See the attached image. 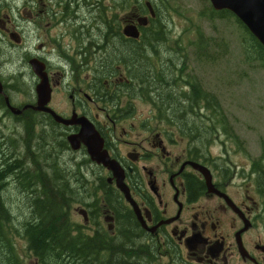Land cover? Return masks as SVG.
Masks as SVG:
<instances>
[{
  "label": "flooded vegetation",
  "instance_id": "flooded-vegetation-1",
  "mask_svg": "<svg viewBox=\"0 0 264 264\" xmlns=\"http://www.w3.org/2000/svg\"><path fill=\"white\" fill-rule=\"evenodd\" d=\"M27 3L24 14L14 16V20L20 18L28 25L34 39L29 47L25 46L23 29L19 30L8 14L0 15L1 31L8 35L11 46H20L28 52L27 61L37 58L43 62L49 86L45 105L58 114L83 115L92 121L103 140L102 147L120 165L139 215L116 187L113 171L97 164L110 174L106 182L122 193L121 199L133 209L144 233L153 236L164 248L174 247L176 264H264L261 196L257 200L245 188L236 190L234 196L227 188L228 182L221 178L227 173L215 174L209 162L197 158L190 148L173 147L174 130L171 138L170 131L159 124H138L139 128L132 127L130 131L122 123L129 111L119 97L126 92V88L122 91L123 85L129 86L132 80L131 71L123 65L103 64L111 52L147 47L141 45L142 35L154 31L157 7L146 0L142 6L132 4L131 0H27ZM120 6L123 7L117 11ZM139 16L146 18L144 24L138 22ZM129 24L136 25L137 37L124 32ZM30 67L31 103L37 104L39 76ZM64 127L70 132L80 129L77 123ZM85 142L88 147L95 146L90 138ZM189 160L206 164L214 187L229 200L224 194L209 190L203 174ZM86 213L87 223L92 209L87 207ZM100 215L109 220L105 223L101 219V224L115 233L114 217L105 218L104 209ZM169 253L173 255L172 251Z\"/></svg>",
  "mask_w": 264,
  "mask_h": 264
},
{
  "label": "rangeland",
  "instance_id": "rangeland-1",
  "mask_svg": "<svg viewBox=\"0 0 264 264\" xmlns=\"http://www.w3.org/2000/svg\"><path fill=\"white\" fill-rule=\"evenodd\" d=\"M138 1L145 2V0ZM146 1L152 2L157 7L156 22L164 28L161 31L165 35V38L157 45L159 54H154V57L150 54V58L155 62L157 58L156 64L162 68L169 65V69L174 70L175 76L179 77L177 81L174 80L177 88L186 87L185 81L191 76L201 80L203 87L217 97L221 106L222 115H220L221 110L215 114L208 112L209 118L204 126H201L202 130L207 128L210 133L209 138L203 142L197 139L200 142V154L205 152V156L196 155V157L209 162L214 173L219 176L222 171H226L227 175L221 178L223 182H228L227 188L234 196L237 193L236 190L241 191L245 188L259 200L260 195L253 179L252 161L264 151V66L256 56H250L253 54L251 50L246 51L249 41H247L248 34L244 26L234 13L218 12L219 10L214 9L209 0ZM27 7V0H0V15L8 14L11 22L17 23L19 30L23 29L21 32L26 38L25 46L29 47L34 39L28 25L20 18L14 20V16L24 14ZM121 7L123 6L117 7V11ZM27 56L28 52L20 46H11L10 38L0 29V81L3 83L2 86L6 85L8 88L9 102L15 107L31 102L32 77ZM170 60L174 63L172 64ZM142 95L147 97V94L142 93L140 89L133 97L123 92L121 103L129 111L127 120L122 121L124 126L131 131L133 128H139L138 124H159L170 131L171 138H173L172 130H174L176 142L173 147H176V150L194 149L195 140L191 141L189 137L183 136L175 123L159 117L152 104L142 98ZM25 108L36 110L33 103L25 104ZM37 109H44L41 103L37 105ZM14 111L16 109L11 110L5 102V107L0 108V126L6 133L7 140L12 144L13 151L20 152L21 155L26 150L23 147V133H25L27 121L17 117ZM33 112L35 115L27 110L23 116L35 122L45 123L44 125L49 127L44 113ZM194 118L198 120L196 115ZM64 126L60 124L57 129L69 131ZM37 129L40 131L42 125L38 124ZM36 132L37 130H34V134ZM116 133L119 134L118 131ZM124 136L128 137L127 134ZM65 143L69 146L67 138ZM123 146L121 144L122 148ZM51 148L53 151H45L40 158L35 154V147L32 146L35 162L42 169L40 172L55 181L52 166L58 170L57 175L60 179L67 177L72 179L73 183L75 180L80 182V172L81 178L86 176L88 179L83 192L86 200H89L90 194L94 193L96 182L99 183L95 179L104 177L106 180L107 175H110L101 165L98 168L95 166L96 163H83L82 160L89 156L87 153L83 154L82 148L67 149L60 146L57 141ZM27 152L29 155V151ZM209 156L212 157L211 160L207 159ZM26 161H28L26 165L30 166L32 159L26 156ZM110 166L116 168V165L114 167L111 162ZM24 183L23 176L19 175L16 179L14 175H10L5 180L3 190L7 204L16 214L17 224L19 217V220L25 217L22 212L26 200ZM34 189L40 192L37 183ZM98 194L102 196L101 191H98ZM76 207L84 212L87 207L82 203L73 202L70 208L72 220L84 224L85 219L83 220ZM251 231L255 234L259 233L257 230ZM17 245L25 263L35 264L33 256L26 249V241L17 239ZM159 259L165 262L168 257L162 255Z\"/></svg>",
  "mask_w": 264,
  "mask_h": 264
},
{
  "label": "trees",
  "instance_id": "trees-1",
  "mask_svg": "<svg viewBox=\"0 0 264 264\" xmlns=\"http://www.w3.org/2000/svg\"><path fill=\"white\" fill-rule=\"evenodd\" d=\"M132 2L143 5L138 0ZM223 11L230 10L220 9L218 12ZM238 21L242 23L239 19ZM242 25L248 34L249 43L246 51L251 50L253 54L250 56H256L264 66V46L243 23ZM153 27L156 28L154 31L144 32L142 35L144 43L141 45L147 47L133 46L132 49L111 52L103 66L123 65L130 70L133 83L131 80L129 86L123 85L122 91L126 88V94L130 97L135 96L138 89L142 93L145 92L147 97L143 95L141 97L152 104L158 116L175 123L183 136L189 137L191 141L195 140L194 149H190L195 151L198 157L205 156V152L200 154V142L197 139L203 142L209 138V130L207 128L202 130L201 126H204L208 120L209 113L215 114L221 110L220 103L211 91L203 87L201 80L194 76L185 81L186 87L177 88L174 80L177 81L179 77L175 76L174 70H170L169 65L162 68L156 64L157 58L156 62L150 58V54L152 57L154 54H159L157 45L165 38L164 32L161 31L164 28H161L159 22H155ZM7 89L6 85H3V92H0V108L5 107L4 95H8ZM122 97L123 94L119 100ZM8 98L10 99L9 95ZM27 110L35 115L33 111L36 110L31 108L16 114L17 117L27 121L23 133V147L26 148L23 154L13 151L12 144L7 140V135L0 126V264H26L20 254L17 239L26 241V249L33 256L35 264H176V255L173 252L175 248L169 246L164 248L156 243L157 240L153 236L144 233L133 209L122 201L120 193L109 186L104 177L95 179L99 183L96 182L94 193L90 194L89 200H86L83 192L88 179L86 176L81 178L80 172V182L75 180V183L67 177L60 179L57 175L58 170L52 166L55 181L40 172L42 169L35 162L32 146L35 147V154L40 158L45 151L52 150L55 141L69 149L65 141L71 132L57 129L60 123L45 113L49 127L44 125L45 123L29 120L23 116ZM195 115L198 120L194 118ZM38 124L42 125L40 131L37 129ZM34 130H37L35 134ZM43 131L45 133H42ZM82 151L85 154L84 148ZM26 156L32 159L30 166L26 165L28 162ZM263 156L264 151L252 161V172H254L255 188L263 199L264 208ZM82 162L93 163L90 158L83 159ZM222 173L225 175L226 171ZM10 175H14L16 179L21 175L25 181V187L22 186L26 190V200L22 210L25 217L21 220L19 217L18 224L15 222L16 214L3 196L5 180ZM36 183L40 187V192L34 189ZM82 184L85 185L80 187ZM98 191H101L102 196ZM250 195L254 197L253 194ZM73 202L82 203L92 209L90 222L84 221L82 224L72 220L70 208ZM80 209L76 207L84 218ZM103 209L105 218L112 216L111 220H113L114 217L115 233L101 224L100 220L103 218L100 214ZM103 220L105 223L109 221ZM170 251L173 255L169 253ZM162 255L168 257L167 261L159 259Z\"/></svg>",
  "mask_w": 264,
  "mask_h": 264
},
{
  "label": "water",
  "instance_id": "water-1",
  "mask_svg": "<svg viewBox=\"0 0 264 264\" xmlns=\"http://www.w3.org/2000/svg\"><path fill=\"white\" fill-rule=\"evenodd\" d=\"M210 1L214 9H229L230 11H232L264 46V0H210ZM145 19H146L145 17L139 16L138 22L140 24H144ZM124 32L134 37H137L139 34L135 24H129L127 27L124 28ZM29 63L31 64L34 71L40 76V81L37 84L38 100H37V104H34V108L37 109V105L41 103L44 110L50 112L55 120L64 124H69L72 122L81 123L80 131L78 133H69L67 135L69 144L71 145L72 148H77L82 140V142L87 147L88 153L93 159H95L97 162L103 163L105 166L112 169L113 174L116 177V181H115L116 186L120 188V190H122L125 198L133 205L135 211L139 215L136 202L130 196L129 191L127 190V186L122 180L123 177H122V170L119 167L120 165L114 162L107 154H104V152L100 150L102 139L99 136H97L98 135L97 132L93 129L96 132L95 134V132L89 127V124L85 117H76V116L64 117L56 113L49 106L45 105V102L48 98L49 86L47 84L46 76L43 71L44 64L37 58H30ZM0 92H3V86L1 81H0ZM4 98L7 106L11 110L16 109L14 113H19L23 108H25V104L21 108L15 107L12 104H10L8 95L6 94L4 95ZM86 138H91L92 142L95 143V146L94 145L92 146V150L94 151V153L90 151L91 147L90 146L88 147L87 143L85 142ZM99 154L102 155V157L98 156ZM189 161L203 174L209 190H214L220 194H224V196H226L227 199L229 200L228 196L225 193L221 192L219 189L214 187L211 181L210 169L206 165L192 160ZM110 162L111 165L113 164L114 167L116 165V168L111 167ZM80 211L85 215V212L82 209Z\"/></svg>",
  "mask_w": 264,
  "mask_h": 264
},
{
  "label": "bare ground",
  "instance_id": "bare-ground-1",
  "mask_svg": "<svg viewBox=\"0 0 264 264\" xmlns=\"http://www.w3.org/2000/svg\"><path fill=\"white\" fill-rule=\"evenodd\" d=\"M90 139H91V138H90ZM91 149H92V148H91ZM98 156H101V157H102V155H100V154H99ZM111 167H112V166H111Z\"/></svg>",
  "mask_w": 264,
  "mask_h": 264
}]
</instances>
